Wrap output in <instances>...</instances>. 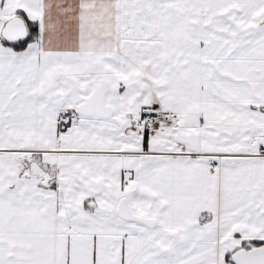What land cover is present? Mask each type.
Instances as JSON below:
<instances>
[{
    "label": "snow or ice",
    "instance_id": "snow-or-ice-1",
    "mask_svg": "<svg viewBox=\"0 0 264 264\" xmlns=\"http://www.w3.org/2000/svg\"><path fill=\"white\" fill-rule=\"evenodd\" d=\"M0 264H264V0H0Z\"/></svg>",
    "mask_w": 264,
    "mask_h": 264
}]
</instances>
